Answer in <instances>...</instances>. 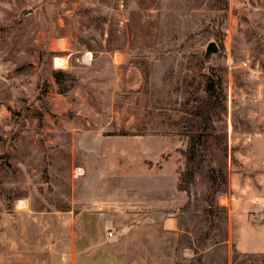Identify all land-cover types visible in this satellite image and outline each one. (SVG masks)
I'll use <instances>...</instances> for the list:
<instances>
[{
	"label": "rangeland",
	"instance_id": "obj_1",
	"mask_svg": "<svg viewBox=\"0 0 264 264\" xmlns=\"http://www.w3.org/2000/svg\"><path fill=\"white\" fill-rule=\"evenodd\" d=\"M209 66L227 93L213 226L202 173L191 205L178 189L182 120ZM56 69L74 76L64 91ZM99 194L157 219L174 209L180 230L148 246L173 264H264V0H0V264L19 209H88Z\"/></svg>",
	"mask_w": 264,
	"mask_h": 264
},
{
	"label": "crops",
	"instance_id": "obj_2",
	"mask_svg": "<svg viewBox=\"0 0 264 264\" xmlns=\"http://www.w3.org/2000/svg\"><path fill=\"white\" fill-rule=\"evenodd\" d=\"M103 194L88 209H19L20 230L5 244L6 264H173L171 249L148 246L150 231L169 238L180 230L174 209H157V219L149 217L155 209H134L140 199L105 200ZM99 200L105 205L95 209Z\"/></svg>",
	"mask_w": 264,
	"mask_h": 264
},
{
	"label": "trees",
	"instance_id": "obj_3",
	"mask_svg": "<svg viewBox=\"0 0 264 264\" xmlns=\"http://www.w3.org/2000/svg\"><path fill=\"white\" fill-rule=\"evenodd\" d=\"M208 69L203 96L195 107L187 109V115L182 120L179 134L186 140L187 146L183 149L184 165L180 168L178 189L188 196L185 206L191 205L195 174L202 173L206 185V204L203 211L210 226H213L216 219L226 212L217 201L219 195L228 188V174L225 165L215 166L214 161L220 154L225 156L228 150V134L217 124L222 114L227 111V93L221 73L211 66ZM52 74L63 91L74 80V76L61 69L54 70ZM208 237L209 232H206L203 239Z\"/></svg>",
	"mask_w": 264,
	"mask_h": 264
},
{
	"label": "built area",
	"instance_id": "obj_4",
	"mask_svg": "<svg viewBox=\"0 0 264 264\" xmlns=\"http://www.w3.org/2000/svg\"><path fill=\"white\" fill-rule=\"evenodd\" d=\"M83 173H84V168L82 166H75L72 169V175H73V177H79ZM89 208H91V207H89ZM108 235L109 236H112L113 235V230L112 229H109Z\"/></svg>",
	"mask_w": 264,
	"mask_h": 264
},
{
	"label": "bare ground",
	"instance_id": "obj_5",
	"mask_svg": "<svg viewBox=\"0 0 264 264\" xmlns=\"http://www.w3.org/2000/svg\"><path fill=\"white\" fill-rule=\"evenodd\" d=\"M66 61V60H65ZM64 59L63 58H61V57H57L56 59H55V63H56V65H59V66H64ZM66 63V62H65ZM23 202V201H22ZM22 202H20L19 203V205H22Z\"/></svg>",
	"mask_w": 264,
	"mask_h": 264
},
{
	"label": "water",
	"instance_id": "obj_6",
	"mask_svg": "<svg viewBox=\"0 0 264 264\" xmlns=\"http://www.w3.org/2000/svg\"><path fill=\"white\" fill-rule=\"evenodd\" d=\"M216 49H217L216 43L215 42H211L210 45H209V47H208V52L209 53L210 52H214V51H216Z\"/></svg>",
	"mask_w": 264,
	"mask_h": 264
}]
</instances>
